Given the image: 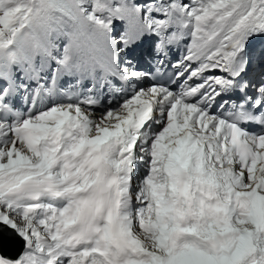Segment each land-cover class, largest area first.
Returning a JSON list of instances; mask_svg holds the SVG:
<instances>
[{
  "label": "snow or ice",
  "instance_id": "1",
  "mask_svg": "<svg viewBox=\"0 0 264 264\" xmlns=\"http://www.w3.org/2000/svg\"><path fill=\"white\" fill-rule=\"evenodd\" d=\"M0 264H264V0H0Z\"/></svg>",
  "mask_w": 264,
  "mask_h": 264
},
{
  "label": "bare ground",
  "instance_id": "2",
  "mask_svg": "<svg viewBox=\"0 0 264 264\" xmlns=\"http://www.w3.org/2000/svg\"><path fill=\"white\" fill-rule=\"evenodd\" d=\"M8 250L11 251L13 255H15V252H16L18 249H17V247H16V248H14V249H13V248H10V249H8Z\"/></svg>",
  "mask_w": 264,
  "mask_h": 264
}]
</instances>
